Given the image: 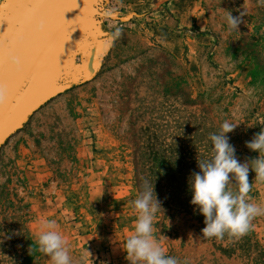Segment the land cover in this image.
I'll return each instance as SVG.
<instances>
[{"label": "rangeland", "instance_id": "obj_1", "mask_svg": "<svg viewBox=\"0 0 264 264\" xmlns=\"http://www.w3.org/2000/svg\"><path fill=\"white\" fill-rule=\"evenodd\" d=\"M89 1L107 16L83 8L67 22L52 42L75 41L54 80L59 91L0 147V264H52L36 243L49 219L72 264H130L121 246L145 182L162 201L154 236L166 255L180 264H264V215L242 237L205 238L189 188L226 119L238 123L228 135L239 159L259 155L245 141L264 127V5ZM30 2L0 0V33ZM242 10L244 23L230 29L227 14ZM255 176L248 198L264 207Z\"/></svg>", "mask_w": 264, "mask_h": 264}, {"label": "clouds", "instance_id": "obj_2", "mask_svg": "<svg viewBox=\"0 0 264 264\" xmlns=\"http://www.w3.org/2000/svg\"><path fill=\"white\" fill-rule=\"evenodd\" d=\"M259 3L264 5V0ZM244 14L243 10L235 16L229 12L226 16L229 28L238 30L244 23ZM237 126L238 123L226 119L219 131L209 135L212 155L208 159H198L199 171H193L189 176L190 204L194 206V212L204 217L201 232L205 238L223 239L226 234L242 237L250 231L252 220L264 215V207L248 198L252 190L250 171H254L259 180H264V127L245 141L248 149L259 153L258 157L241 161L228 135ZM132 206L138 213L134 231L121 246L130 264H180L176 257L166 255L154 236V218L163 209L154 185L145 182ZM43 228L45 230L38 232L36 239L39 251L50 257L52 264H72L68 241L57 231L56 221H44Z\"/></svg>", "mask_w": 264, "mask_h": 264}, {"label": "water", "instance_id": "obj_3", "mask_svg": "<svg viewBox=\"0 0 264 264\" xmlns=\"http://www.w3.org/2000/svg\"><path fill=\"white\" fill-rule=\"evenodd\" d=\"M58 2L68 6V10L63 13V20L66 23L83 8H90L100 15L107 16L89 0ZM30 7L31 2L26 8L21 9V17L30 18L34 32L40 34L44 25L39 15L30 13ZM55 32L56 25L52 22L49 25V34L29 38L30 47L22 66L11 54L5 56V66L0 70V147L17 130L32 109L48 99L54 89L55 92L59 91L54 88V80L60 64L68 59L75 41H66L59 47H52L55 38L52 33ZM19 39L23 42L24 38L21 36ZM48 49H51V52L45 54ZM40 61L42 64L33 74ZM8 64L14 65L15 68L10 70ZM44 90L47 94H44Z\"/></svg>", "mask_w": 264, "mask_h": 264}, {"label": "snow or ice", "instance_id": "obj_4", "mask_svg": "<svg viewBox=\"0 0 264 264\" xmlns=\"http://www.w3.org/2000/svg\"><path fill=\"white\" fill-rule=\"evenodd\" d=\"M68 10L67 5L59 4L58 0H31L30 13L39 15L44 27L40 34L34 32L32 20L27 16H17L14 21L8 22L7 32L0 33V70L5 66L6 54H11L23 65L30 47L29 38L35 35L49 34V25L55 22L56 32L52 33L59 41L66 36L70 26L63 20V13ZM23 36V42L19 39ZM10 70L14 65H7Z\"/></svg>", "mask_w": 264, "mask_h": 264}]
</instances>
